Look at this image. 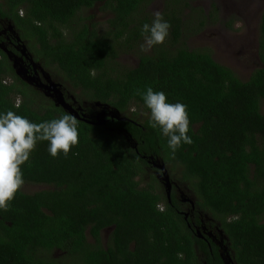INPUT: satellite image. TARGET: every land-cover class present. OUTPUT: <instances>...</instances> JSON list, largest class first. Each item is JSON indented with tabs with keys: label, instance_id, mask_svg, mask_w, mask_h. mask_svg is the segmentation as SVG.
Wrapping results in <instances>:
<instances>
[{
	"label": "trees",
	"instance_id": "trees-1",
	"mask_svg": "<svg viewBox=\"0 0 264 264\" xmlns=\"http://www.w3.org/2000/svg\"><path fill=\"white\" fill-rule=\"evenodd\" d=\"M152 1L0 0V20L14 25L28 56L66 93L130 118H115L111 132L75 117L79 144L66 157L53 158L46 141L37 144L22 166V189L0 209V264H224L214 242L209 240L210 251L178 211L175 195L168 202L142 153L181 170L192 200L221 222L237 264H264V10L258 24L260 65L246 80L208 47L187 45L207 20L229 28L233 23L219 16L217 3L207 16L193 0H167L168 38L127 69L119 52L143 40L141 27L154 18ZM96 5L115 13L104 33L85 16ZM188 9L203 15L197 24L185 21ZM148 86L187 105L193 143L175 154L151 126L137 94ZM132 103L147 117H140V109L130 111ZM8 110L37 123L71 114L20 78L0 46V112ZM145 176L150 180L143 185ZM30 184L45 188L26 190Z\"/></svg>",
	"mask_w": 264,
	"mask_h": 264
},
{
	"label": "clouds",
	"instance_id": "clouds-1",
	"mask_svg": "<svg viewBox=\"0 0 264 264\" xmlns=\"http://www.w3.org/2000/svg\"><path fill=\"white\" fill-rule=\"evenodd\" d=\"M153 16L151 23L141 27L144 52L163 44L170 34L171 24L163 14L156 11ZM137 94L149 110L151 126L166 138L171 153L193 143L186 104L170 102L164 91H156L151 86L138 90ZM79 136L78 121L71 114L37 123L12 110L0 112V209L6 210L22 189L25 183L22 166L30 161L39 142L48 143L47 151L53 158L61 153L66 157L79 144Z\"/></svg>",
	"mask_w": 264,
	"mask_h": 264
},
{
	"label": "rangeland",
	"instance_id": "rangeland-1",
	"mask_svg": "<svg viewBox=\"0 0 264 264\" xmlns=\"http://www.w3.org/2000/svg\"><path fill=\"white\" fill-rule=\"evenodd\" d=\"M212 0L193 1V5H203V7L211 10L210 3ZM223 12L222 18L227 20L231 18L232 26H225V22L221 25L212 24L201 30L195 37L187 38V45L191 48L200 49L208 47L212 50L217 59H225L226 62L246 80L251 73L260 65L258 57V24L264 10V0H217ZM202 7V8H203ZM161 4L157 3L149 6L151 13L160 11ZM197 9V8H196ZM187 16H194L198 19V14L194 10L188 9L185 11ZM92 14L93 22L99 23L100 31L106 28L105 19L108 14L101 6H97L93 11L90 9L85 12L86 15ZM198 17H197V16ZM87 17V16H86ZM125 54L121 56V63L128 66H135L137 55L131 49H126ZM59 78V77H57ZM141 107L135 106V111H139ZM140 117L142 119L147 117V114L140 109ZM154 174L153 171H151ZM174 176L180 179L179 171H174ZM149 178L145 176L141 181L142 184L149 182ZM181 183L184 185L183 181ZM45 188L43 185L30 184L26 185L25 189L30 191H37ZM187 189V188H186ZM108 233L104 235L105 239L108 238Z\"/></svg>",
	"mask_w": 264,
	"mask_h": 264
},
{
	"label": "flooded vegetation",
	"instance_id": "flooded-vegetation-1",
	"mask_svg": "<svg viewBox=\"0 0 264 264\" xmlns=\"http://www.w3.org/2000/svg\"><path fill=\"white\" fill-rule=\"evenodd\" d=\"M193 1H199V2H201L203 0H193ZM193 1H192V5H193ZM157 3H160L161 4V9H160L159 12H161L163 14L164 9H165V6H166V3H167V0H153L150 3V5H154V4H157ZM213 3H217V8L219 9V16L222 17L223 12L221 11V8H220L219 3L217 2V0H212V2L210 3V6H213L212 5ZM202 7H203V5L202 6L201 5H198V7H195V8H197V9L200 10ZM95 8H97V5L94 8H90V10L93 11ZM102 8L108 14L107 18L105 19V23H106V26H107L106 28H104L102 31H100L99 23L96 24L95 22L92 21V19H89L87 21L93 23L94 25H96V28L100 32L104 33V32L107 31V29H110V20L112 18H115V13L113 11H111L110 9H108V8H105V7H102ZM203 9H204L205 13L207 14V16H209L208 14L212 10V8H211V10H208L207 11L206 6H205V8L203 7ZM195 13L198 14V11H196ZM198 16H199L200 19H202V17H203V15H201V13H199ZM90 17H92V14L89 15V18ZM194 18H195L194 16L188 17L187 15H186V17H184V19H185L186 22L192 20L194 24H197L198 19H194ZM228 18H230V17H228ZM212 24H215V23L211 22V20H207V23H206V26L205 27L210 26ZM219 25H221V24H219ZM205 27H204V29H205ZM195 36L196 35H190V37H195ZM14 38L17 41L18 44H16L13 41ZM112 41H113V38H112ZM20 42L21 41H18L17 40V37H16L15 33L13 31H10L9 27L6 26V24L3 21L0 20V44L1 43H3V44L5 43L4 45L6 46V48H8L9 50L13 51L14 53H16L18 55H21V52L18 49V47L20 49H22L21 44H19ZM142 43H143V40L139 41L137 44L133 45L131 48H128V47L126 48V49H129V50L131 49L137 55L138 59L136 60V65H138V63L140 61L139 55L144 52V51L141 50V44ZM191 49H195V48H191ZM124 51H126V50L123 49V50H121L119 52V56H118L117 59L120 62H121V56L123 54H125ZM153 52H154V48H152L150 51H148L146 53H153ZM34 61H35V59H34ZM218 61H220V62H223L224 61L225 63H228V62L225 61V59H218ZM25 64H26V67L28 69V74L30 76L37 78V80H38V78H40L41 79V82L47 83V80H46L45 74L43 72V69L42 70H39V69L35 70L33 68L31 62L29 60H27V58H26ZM135 66H133V67H135ZM125 67H128L127 69H129L132 66H128L125 63ZM49 74L51 75V79L53 81L57 82L60 85V88H61V90L63 92L64 97H65V100L67 102H69L70 105L75 110H77L79 112V114H81V115L82 114L87 115V117L91 121H96L98 119V117H100L101 119H104L106 121L105 124H101V125L107 126V129L109 131H111V132H113L114 130H116L115 128H113V127H111L109 125V123H114V121H115V118L112 119L109 116V112L111 110H113L110 106H108V105H102L100 103H97L96 104V107L97 108H96V107L92 106L90 103H88L87 101H84V100L80 101L74 94H72V92H69L68 91V93H66L67 90L65 88H63L62 83L59 82V81H57L56 78L53 79L51 73H49ZM49 98L53 99L51 96H49ZM89 106H91L92 111L87 110V107H89ZM130 111H132V112L135 111V104L134 103H132V107L130 108ZM129 119L130 118L128 117L127 120H129ZM131 121H133V120H131ZM123 135L126 138V140L128 141V143L131 145V147L136 152L140 153L138 142L133 138V135L131 136L130 140H128V137H130L129 133L126 132ZM140 155L143 158H146L147 161H148V163L150 161L149 164L151 165V168H148V170H149L150 174H152L151 171H153L154 172V175L156 176V178L160 181L161 189L166 194L167 199H168V202L169 203H172V195H175L176 200L178 202V206H177L178 211L185 216V219L187 221H189V226L192 227V229L196 233V235L199 238L203 239L206 243H208V246H209L210 251H213L212 243H210V242L211 241L214 242V244L218 248L217 250L219 251V254L221 255V257H222V259L224 261V264H225L224 257H226V258L228 257L227 254H228V252L230 250V246H229V243L230 242L228 241V237L224 233V230L222 228L221 222L218 221V220H216V219H214V218H212L208 213H205L203 210H201L199 208V206L196 205L195 201L192 200L191 196L187 193V192H189L188 191V188L186 187V185H185V187L187 189L184 188V185L181 183V181H182L181 180V176H182L181 170L179 171V173L181 175L180 176V179H177L174 176V174H173L174 171H172L171 168L169 169L167 167L168 168V171H169V175H170V180L172 182L171 196L169 197L168 194H167V190L165 188V185H164L163 181H161L159 179V177H158V174L161 172V170L157 166V164L162 163L161 161H159L160 158H157L158 161L157 160L154 161L155 160L154 159L155 157L153 155H150V154L145 155L143 153L140 154ZM164 207H165V205L163 203L159 205V208L160 209H164ZM203 213H205V215ZM197 218L199 220L198 223L195 221ZM209 240H211V241H209ZM231 257H232L233 264H237L232 255H231Z\"/></svg>",
	"mask_w": 264,
	"mask_h": 264
},
{
	"label": "water",
	"instance_id": "water-1",
	"mask_svg": "<svg viewBox=\"0 0 264 264\" xmlns=\"http://www.w3.org/2000/svg\"><path fill=\"white\" fill-rule=\"evenodd\" d=\"M9 29H10V31H13L15 33L18 41H22L19 34L16 33V31L14 30V26L12 24L9 25ZM21 44H22L21 45L22 49H20L18 47V49L21 52V55H18L16 53H14L13 51L9 50L8 48H6V46L3 43L0 44L1 48L8 54L9 59L13 63V67L15 69V72L20 78H22L24 81L28 82L29 84L34 85L35 87L39 88L47 96H51L54 99L56 105L62 106L66 111L71 113L76 118L81 119V120L86 121L87 123H91V124H96V125L105 124L106 121L104 119H101L100 117H98V119L96 121H91L87 117V115L79 114V112L77 110H75L70 105V103L65 100V97H64L63 92L60 88V85L51 79V75L48 72H45L43 70L45 77H46V80H47V83L41 82L40 78H38V80H37V78L30 76L28 74V69H27L26 64H25L26 58H27V60H29L31 62V64L35 70H37V69L42 70V68L30 56H28L27 46L24 43H21ZM109 116L112 119L113 118H117L119 120H127L128 119V117L121 116L120 111L117 109L111 110L109 112ZM157 166L161 170V172L158 174V177L161 181H163L165 188L167 190V194L170 197L171 196V190H172V182L170 180L169 171H168L165 163H159V164H157ZM227 255H228L227 258L223 256L224 260H225V264H233L231 255L229 253Z\"/></svg>",
	"mask_w": 264,
	"mask_h": 264
}]
</instances>
